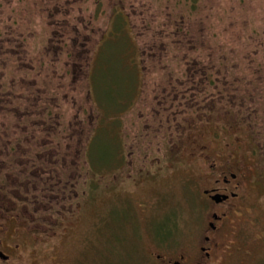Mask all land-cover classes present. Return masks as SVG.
<instances>
[{
  "label": "flooded vegetation",
  "instance_id": "af4514ba",
  "mask_svg": "<svg viewBox=\"0 0 264 264\" xmlns=\"http://www.w3.org/2000/svg\"><path fill=\"white\" fill-rule=\"evenodd\" d=\"M30 1L38 6L42 30L17 27L33 24L13 8L23 0L7 2L10 25L0 28V264H39L34 256L67 232L86 190L97 188L93 174L80 188L81 158L89 162L103 127L122 139L121 116L129 104L113 126L100 122L92 129L93 119L99 122L95 110L111 122L109 106L91 100L94 66L120 35V53L131 60L126 73L135 80L128 88L132 105L144 104L145 62L169 63L166 85L139 125L137 141L119 157L121 167L141 163L134 173L140 186L164 167L184 169L198 211L194 239L176 249L172 234L153 235L157 247L148 252L147 264H264V29L248 19L203 30L198 0H166L161 24L155 17L162 0H149L148 14L144 4L135 9L127 0H108L113 11L104 29L95 26L102 0L94 1L91 13L81 5L85 0ZM1 19L0 13V24ZM139 19L137 27L132 20ZM76 92L84 95L86 108L65 123L60 111L75 106L68 94ZM82 123L89 128L84 142ZM126 176L124 181L131 177ZM121 263L145 259L124 256L116 262Z\"/></svg>",
  "mask_w": 264,
  "mask_h": 264
},
{
  "label": "rangeland",
  "instance_id": "374dc122",
  "mask_svg": "<svg viewBox=\"0 0 264 264\" xmlns=\"http://www.w3.org/2000/svg\"><path fill=\"white\" fill-rule=\"evenodd\" d=\"M8 1L0 0V13L3 19L10 15ZM94 1L85 0L81 4L86 13L93 11ZM169 1H171L170 4L173 3L172 0ZM127 2L135 6V9L141 4L146 5L147 14L151 12L149 10L153 9L149 0H127ZM198 2L199 15L202 17L201 23L200 21L198 23L203 26V30L205 28L216 30L218 27H228L229 24L231 27H236L244 24V21L248 19H251L255 26H261L264 29V0H198ZM156 4L159 5L158 9H162L160 17H155L157 23L161 24L165 20L164 16L168 13L165 7L166 0ZM13 8L15 11L22 10L24 17L33 21L31 25L23 22L17 26L21 31L26 32V27L36 31L35 33L42 30L41 17L36 16L39 13L38 6L31 3L30 0H23L18 7ZM109 11H113L112 3L102 0L97 9L98 16L95 18L96 27H102V29L106 27ZM145 16L146 14L143 18ZM3 19H1L0 28L10 25L7 19ZM132 22L137 27L141 25V21L139 23L132 20ZM198 23L197 26H199ZM154 25L156 26L153 23ZM115 39L114 42L105 45L103 56L98 58L94 66L97 74V88L95 92H91V100L94 98V101L97 100L98 103V95L103 104L109 106L111 113L107 116L111 118V122L101 120L100 114H97L95 110L94 114L98 115L99 122L93 119V123L95 121L96 123L92 125V129L96 124L99 127L100 122L104 126H108V124L113 126L116 119H119L124 105L129 104L125 109H128L127 113L121 116L122 122H125V124L123 123L125 127L122 128V139L116 131H109L104 127L99 131V135L95 136L93 151L90 152L88 158L89 162L86 163L81 158L82 172H80L79 180L80 188L83 189L84 181L89 182L93 174L96 178L94 179L97 188L93 189L95 186L92 185L90 190H86L85 203L82 202L84 204L81 205V209L77 211L72 220H69L67 232L64 234L60 232L48 252L43 249L34 256L39 264H116L124 256L126 259L144 258L145 264H147L148 252L157 247L154 237L156 238L158 233L166 231L168 234H172V238L174 237L173 247L176 249L194 239L193 232L199 224L198 211L197 206L192 202L189 183H187L188 174L184 169L164 167L165 170L158 176L140 186L135 183L136 175L134 173L136 174L135 169L141 163L134 160L133 164L138 165L126 168L125 164L124 167L127 170L121 167L119 157L124 155V149L129 150L132 140L137 141L136 135L140 131L142 133V127L139 125L145 122V116L149 114L155 99L158 98L159 93L166 85V83L164 84V75L168 72V68H165V63L168 62L163 61L160 64L148 60L145 62V70L140 80L142 82V97L144 96L145 99H143L144 104L143 106L140 103L132 105V94L128 88L135 80L131 74L126 73L131 65V60L120 53L125 37L123 36L122 39L120 35ZM32 40L33 38H30L29 41ZM136 41L139 46L140 41ZM115 42L117 44L114 49ZM28 46L29 52H32L29 42ZM170 70L173 71V65ZM139 74L141 75V73ZM112 83H115L116 88H112ZM68 95L74 98L75 106L71 109L70 105H63L60 113L65 123L79 110V107L83 111L86 108L85 103L82 102L83 94L79 96L76 92L75 95L73 93ZM133 98L135 99V97ZM71 100L72 98L68 97V104ZM97 112L99 113V108ZM79 118L84 120V113ZM85 123H82L83 126L78 124L81 128L83 142L89 134V128ZM113 134L114 137H110ZM142 147L138 146V148ZM160 148L159 154L162 155L165 151L161 144ZM139 151L142 152L143 149H139ZM115 166L118 173H115ZM79 167L77 166V168ZM127 173L131 177L124 181ZM152 174L155 173L152 172ZM114 176H117L116 180L113 179ZM91 179L93 180V178Z\"/></svg>",
  "mask_w": 264,
  "mask_h": 264
},
{
  "label": "crops",
  "instance_id": "0c3cea01",
  "mask_svg": "<svg viewBox=\"0 0 264 264\" xmlns=\"http://www.w3.org/2000/svg\"><path fill=\"white\" fill-rule=\"evenodd\" d=\"M97 98H98V100H100L98 96H97Z\"/></svg>",
  "mask_w": 264,
  "mask_h": 264
}]
</instances>
